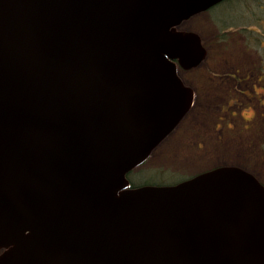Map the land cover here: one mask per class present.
Returning <instances> with one entry per match:
<instances>
[{"label":"water","instance_id":"water-1","mask_svg":"<svg viewBox=\"0 0 264 264\" xmlns=\"http://www.w3.org/2000/svg\"><path fill=\"white\" fill-rule=\"evenodd\" d=\"M222 1L0 0V264H264L251 173L127 179L192 105L177 27Z\"/></svg>","mask_w":264,"mask_h":264},{"label":"rangeland","instance_id":"rangeland-1","mask_svg":"<svg viewBox=\"0 0 264 264\" xmlns=\"http://www.w3.org/2000/svg\"><path fill=\"white\" fill-rule=\"evenodd\" d=\"M182 29L206 50L178 69L192 105L166 139L127 174L134 187L172 185L214 167L237 166L264 186V0H225Z\"/></svg>","mask_w":264,"mask_h":264},{"label":"flooded vegetation","instance_id":"flooded-vegetation-1","mask_svg":"<svg viewBox=\"0 0 264 264\" xmlns=\"http://www.w3.org/2000/svg\"><path fill=\"white\" fill-rule=\"evenodd\" d=\"M223 1H225V0H223ZM211 8H209L208 10H210ZM208 10H206V11H208ZM206 11H204V12H206ZM201 13H203V12H201ZM200 14V13H199ZM187 21V20H186ZM185 22V21H184ZM184 22H182L178 27H177V29L178 30H180V31H185L184 29H182V25H183V23ZM181 122V121H180Z\"/></svg>","mask_w":264,"mask_h":264},{"label":"trees","instance_id":"trees-1","mask_svg":"<svg viewBox=\"0 0 264 264\" xmlns=\"http://www.w3.org/2000/svg\"><path fill=\"white\" fill-rule=\"evenodd\" d=\"M253 175V174H252ZM131 184V183H130ZM146 185H161V184H146ZM132 187H134L135 185L131 184Z\"/></svg>","mask_w":264,"mask_h":264},{"label":"bare ground","instance_id":"bare-ground-1","mask_svg":"<svg viewBox=\"0 0 264 264\" xmlns=\"http://www.w3.org/2000/svg\"><path fill=\"white\" fill-rule=\"evenodd\" d=\"M152 153V152H151ZM151 155V154H150ZM144 163V162H143Z\"/></svg>","mask_w":264,"mask_h":264}]
</instances>
